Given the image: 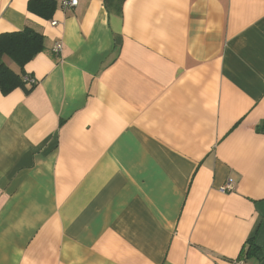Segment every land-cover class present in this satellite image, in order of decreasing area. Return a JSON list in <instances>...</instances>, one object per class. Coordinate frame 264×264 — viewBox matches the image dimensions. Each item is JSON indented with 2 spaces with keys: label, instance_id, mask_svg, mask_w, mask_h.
Listing matches in <instances>:
<instances>
[{
  "label": "crops",
  "instance_id": "0c3cea01",
  "mask_svg": "<svg viewBox=\"0 0 264 264\" xmlns=\"http://www.w3.org/2000/svg\"><path fill=\"white\" fill-rule=\"evenodd\" d=\"M28 2L0 0L45 46L0 92V264H264V0Z\"/></svg>",
  "mask_w": 264,
  "mask_h": 264
},
{
  "label": "trees",
  "instance_id": "16d2710c",
  "mask_svg": "<svg viewBox=\"0 0 264 264\" xmlns=\"http://www.w3.org/2000/svg\"><path fill=\"white\" fill-rule=\"evenodd\" d=\"M55 9L56 3L51 0H29L28 2V10L46 20L52 18ZM44 48L43 35L29 27L0 35V92L2 94L7 95L16 88H22L27 95L33 90L35 84L27 88L24 81L27 76L24 66L43 52ZM4 57L9 58L19 68V72H14L8 67L3 61ZM256 132L264 134V120L256 126ZM246 243L249 244L247 254L257 251L253 238Z\"/></svg>",
  "mask_w": 264,
  "mask_h": 264
},
{
  "label": "built area",
  "instance_id": "2783aa9c",
  "mask_svg": "<svg viewBox=\"0 0 264 264\" xmlns=\"http://www.w3.org/2000/svg\"><path fill=\"white\" fill-rule=\"evenodd\" d=\"M54 1L59 9L65 10V9H69V8H73L76 7L78 5V0H51ZM51 25L55 26L56 22L53 21L51 23ZM62 49V45L60 43H56L53 47V51L55 53H59ZM24 81L26 83L27 86H31L33 84H35V80L32 77L26 76L24 78ZM234 190V187L232 185L231 180H227V182L220 188L221 192H232ZM233 264H242L241 260H235L233 262Z\"/></svg>",
  "mask_w": 264,
  "mask_h": 264
},
{
  "label": "rangeland",
  "instance_id": "374dc122",
  "mask_svg": "<svg viewBox=\"0 0 264 264\" xmlns=\"http://www.w3.org/2000/svg\"><path fill=\"white\" fill-rule=\"evenodd\" d=\"M13 66V65H12Z\"/></svg>",
  "mask_w": 264,
  "mask_h": 264
}]
</instances>
